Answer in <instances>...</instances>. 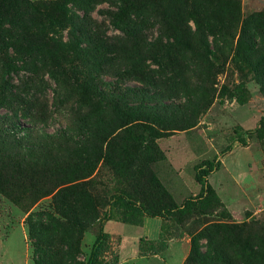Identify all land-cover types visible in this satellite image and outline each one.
Instances as JSON below:
<instances>
[{
	"label": "rangeland",
	"instance_id": "obj_1",
	"mask_svg": "<svg viewBox=\"0 0 264 264\" xmlns=\"http://www.w3.org/2000/svg\"><path fill=\"white\" fill-rule=\"evenodd\" d=\"M179 1L136 0L135 34L129 23L124 30L111 24L123 0H73L67 13L47 11L21 23L13 0L0 4V143L3 120L28 128L9 133L6 146L22 157L28 179L47 175L48 186L58 176L61 183L73 180L67 186L76 187L81 202H91V216L81 217L79 204L64 212L69 228L87 225L78 264L87 261L100 230L108 234L98 253L104 263L154 264L156 257L139 256V240L161 235L172 244L157 254L163 264H209L189 262L192 239L201 256L219 248L237 253L232 226L244 225L242 238L264 246V130L258 131L264 92L257 83L264 78L236 55L238 37L223 42L218 36L209 62L194 63L183 45L194 31L192 0L184 7ZM237 1L243 18L264 15V0ZM6 9L11 16L2 15ZM164 14L171 21L165 27ZM255 43L258 50L261 39ZM171 61L178 66L168 67ZM237 85L242 104L231 98ZM204 160L220 163L208 176L215 196L193 199L165 222L135 210L158 212L194 198V167ZM27 183L14 188L19 202L0 193V264H34L30 231L41 235L39 214L64 222L53 203L58 189L30 204Z\"/></svg>",
	"mask_w": 264,
	"mask_h": 264
},
{
	"label": "trees",
	"instance_id": "obj_2",
	"mask_svg": "<svg viewBox=\"0 0 264 264\" xmlns=\"http://www.w3.org/2000/svg\"><path fill=\"white\" fill-rule=\"evenodd\" d=\"M12 1V0H11ZM73 0H63L55 6L48 5H32L26 0H13L11 7L18 9L19 17L17 21L21 23L24 18L30 19L44 15L48 13H67L66 2H72ZM124 2L116 6V12L112 14L111 24L116 30H124L125 26L129 23L132 25L131 33L135 34L140 27V21L138 19H130L133 14L140 12V6L135 3L134 0H123ZM188 0H180L181 7L187 5ZM10 4V0H0V4ZM192 9V21L194 24V31L188 32L186 40L183 45L186 44V48L189 50V56L193 57L194 63L202 65L203 62H209L210 57L217 52V47L214 45L218 40V36L223 42L234 40L238 37L235 44L236 55L241 57L244 63L249 66L251 71L255 73L258 78L261 76L264 78V67L259 63L264 60V15L262 13H253L250 16L243 18L240 14V3L237 0H192L190 3ZM11 9V8H10ZM2 10V9H1ZM7 10V9H6ZM27 14V15H26ZM4 17L11 16L7 11L2 13ZM163 19V25L169 26L170 18L161 17ZM212 39L213 45L210 42ZM261 39L259 49L255 43V39ZM41 45H47V40H40ZM186 54V53H185ZM174 56L171 57L172 60ZM198 58L201 60L198 61ZM174 62V61H173ZM173 62H168V67H172ZM178 66L177 62H174ZM181 65V64H180ZM209 71L206 70L205 76ZM257 83L260 85L261 91L264 92V80L258 79ZM243 87L237 85L232 93L231 98H234L240 104L243 103L241 94ZM125 112H122L124 115ZM132 115L126 117V122L131 123L133 120ZM6 127V133L2 135V142L0 143V193H3L6 197L10 198L14 202H19V192H16L14 188L23 186L27 181L28 185L25 190V194H30L26 198L31 196L30 204L38 201L44 196L51 194L55 189H58L54 195L53 203L56 206V211L64 221L56 218L53 214H39L38 218L43 219V222L37 226V230L40 232V236L30 231L31 245L33 248L32 261L34 264H78L75 261V255L79 254V242L82 233L87 229V225H82L81 230L75 231L68 227L67 207L69 205H80V216H91L93 210L91 208V202H81L80 197L76 194V187L67 186L74 183L73 180H68L64 183L60 182V177L52 185H47L45 182L46 176L41 175L36 178L28 179L29 172L25 169L24 164L21 162V158H18V154H12L6 146L9 145V133L13 131L28 132V128L20 130L19 127L8 119L2 121ZM193 125L187 126V128ZM18 129V130H17ZM264 130V119L259 122L258 131ZM220 163L216 160H204L194 167V180L199 185L198 194L194 198L185 199L180 205L172 203L170 206L160 209V211H151L149 209L136 211L143 213L147 217L158 218L162 222H165L171 215L175 213H183L193 205V199L203 201L208 195H214L215 193L211 188L207 178L210 174L219 169ZM50 177V176H49ZM48 177V178H49ZM66 184V186H64ZM64 186V187H63ZM61 187V188H60ZM62 206V207H61ZM65 207V208H63ZM64 214L61 216V213ZM69 214V213H68ZM113 220V219H109ZM130 224L136 225V222L131 221ZM242 226H232V230L237 237L238 250L237 253L228 252L225 249L219 248L218 251L211 249V253L203 255L199 253L196 246V238L194 237L191 242L190 256L188 260L200 258L206 260L209 264H264V246L262 243H252L250 238L242 235L246 234V230ZM108 238V234L100 230L91 248L89 257L85 264H116L114 262L104 263L102 259L98 257V253L101 252V248ZM241 238V239H240ZM244 239V240H242ZM139 240L138 252L139 256H154L164 252L167 249L168 243L161 235L156 240L145 241Z\"/></svg>",
	"mask_w": 264,
	"mask_h": 264
},
{
	"label": "crops",
	"instance_id": "obj_3",
	"mask_svg": "<svg viewBox=\"0 0 264 264\" xmlns=\"http://www.w3.org/2000/svg\"><path fill=\"white\" fill-rule=\"evenodd\" d=\"M207 180H208V178H207ZM109 224L112 225V226H114V227L116 226V225L111 224V222H109ZM157 238H158V237H157ZM157 238H156V239H157ZM156 239H154V240H156ZM171 246H172V244L169 243L168 246H167V249H166L167 251H166V250H165V251L168 252V250H170ZM173 246H174V245H173ZM165 251H164V252H165ZM164 252H162V253H164ZM162 253H161V254H162ZM165 254H166V253H165ZM168 256H169V255H168ZM168 256H167V257L165 256V258H166V259H169L170 256H169V257H168ZM152 257H154V258L156 257V258L159 259V261H160V262H159V261H155L154 264H163V260L160 259L159 255H154V256H152ZM122 258H123V257H122ZM122 258H120V260H122ZM147 264H150V263H147Z\"/></svg>",
	"mask_w": 264,
	"mask_h": 264
}]
</instances>
